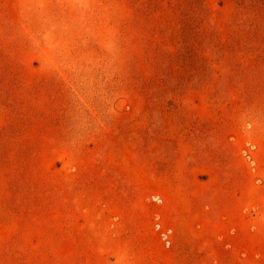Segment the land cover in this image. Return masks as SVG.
Returning <instances> with one entry per match:
<instances>
[{"label":"rangeland","instance_id":"rangeland-1","mask_svg":"<svg viewBox=\"0 0 264 264\" xmlns=\"http://www.w3.org/2000/svg\"><path fill=\"white\" fill-rule=\"evenodd\" d=\"M0 264H264V0H0Z\"/></svg>","mask_w":264,"mask_h":264},{"label":"built area","instance_id":"built-area-1","mask_svg":"<svg viewBox=\"0 0 264 264\" xmlns=\"http://www.w3.org/2000/svg\"><path fill=\"white\" fill-rule=\"evenodd\" d=\"M159 227H160V225L157 224V228H159ZM161 235H162V237H163L165 243L169 246V244H170V240H169V238H168V233H167V232H162Z\"/></svg>","mask_w":264,"mask_h":264}]
</instances>
